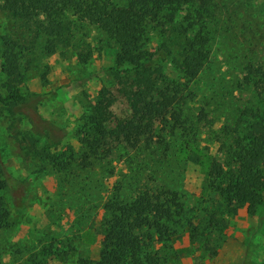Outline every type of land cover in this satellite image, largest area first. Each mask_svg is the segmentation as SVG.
Masks as SVG:
<instances>
[{"label":"rangeland","instance_id":"1","mask_svg":"<svg viewBox=\"0 0 264 264\" xmlns=\"http://www.w3.org/2000/svg\"><path fill=\"white\" fill-rule=\"evenodd\" d=\"M206 1L211 53L188 82L181 113L184 125L196 132L194 142L204 159L219 171L228 166L227 150L246 132V122L264 118V85L255 83L262 78L256 71H264V0ZM72 18L76 25L70 45L45 55L16 34L15 20L0 7V52L2 36L12 35L22 96L15 104L0 69V158L7 182L0 193L9 211V223L0 230V264L24 263L49 243L56 253L43 254L42 264L97 258L105 203L131 200L139 189L160 184L186 194L183 220L168 223L179 233L167 243L153 234L161 264H264V187L254 214L241 207L212 222L209 213L217 195L202 191L204 174L194 157L184 161L177 154L179 132L163 130L164 138L136 148L108 143L87 168L76 164L82 150L78 126L100 87L113 82L111 68L126 65L116 64L119 45L96 21ZM142 37L143 48L155 52L150 63L162 66L166 86L184 82L172 56L158 50L163 37L155 28H146ZM30 138L56 153L67 155L72 147L75 164L67 173L56 172L32 153ZM262 175L264 179V166ZM71 248L75 251L66 255Z\"/></svg>","mask_w":264,"mask_h":264},{"label":"trees","instance_id":"2","mask_svg":"<svg viewBox=\"0 0 264 264\" xmlns=\"http://www.w3.org/2000/svg\"><path fill=\"white\" fill-rule=\"evenodd\" d=\"M0 7L15 20L16 34L28 40L31 48L40 47L45 55L70 45L76 25L72 17L94 20L107 38L119 45L116 64L126 65L111 68L113 82L100 87L96 102L78 126L76 132L82 143L78 160L72 147L67 155L56 153L36 146V140L30 138V150L45 159V164L67 173L76 159V164L85 169L92 158L100 156L105 144L136 148L154 138H164L162 131L169 129L170 134L179 132L177 154L184 161L194 157L200 165L204 174L202 191L217 195L209 213L212 222L234 215L241 207L255 213L263 201L264 118L256 116L246 122V132L235 137L227 150L228 166L219 171L204 159L194 142L196 132L186 127L182 118L188 82L199 74L211 53L212 33L204 15L209 11L206 0H2ZM151 25L163 37L158 50L171 55L183 71L184 82L171 88L165 84L162 66L150 63L155 52L143 48V31ZM2 39L0 69L7 76L5 86L16 104L22 99L18 93L19 53L11 48L12 35ZM256 73L262 78L255 83L264 85V71ZM5 172L0 158V192L7 185ZM185 198L186 194L160 184L139 189L131 200L106 202L98 257L78 256L75 264H161V256L153 248V234L167 243L179 233L168 223L183 220ZM8 218L0 193V230L8 225ZM140 231L143 236L138 235ZM53 246L45 244V253L32 251L20 264H42L43 254L56 253ZM74 251L71 248L66 255Z\"/></svg>","mask_w":264,"mask_h":264}]
</instances>
